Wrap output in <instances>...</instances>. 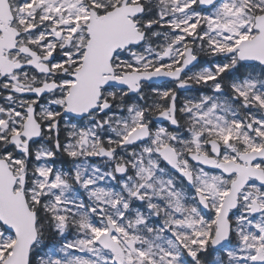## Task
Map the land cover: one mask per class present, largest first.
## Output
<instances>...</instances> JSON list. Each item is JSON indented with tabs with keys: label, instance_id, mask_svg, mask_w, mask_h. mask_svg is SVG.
Listing matches in <instances>:
<instances>
[{
	"label": "snow or ice",
	"instance_id": "obj_1",
	"mask_svg": "<svg viewBox=\"0 0 264 264\" xmlns=\"http://www.w3.org/2000/svg\"><path fill=\"white\" fill-rule=\"evenodd\" d=\"M0 264H264V0H0Z\"/></svg>",
	"mask_w": 264,
	"mask_h": 264
}]
</instances>
